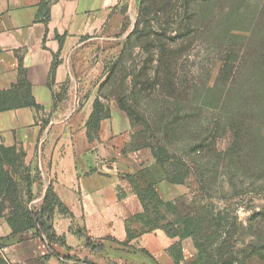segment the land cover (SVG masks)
Returning <instances> with one entry per match:
<instances>
[{
    "label": "rangeland",
    "instance_id": "1",
    "mask_svg": "<svg viewBox=\"0 0 264 264\" xmlns=\"http://www.w3.org/2000/svg\"><path fill=\"white\" fill-rule=\"evenodd\" d=\"M72 62V113L97 100L168 173L189 172L172 185L154 171L170 207L151 220L181 230L192 219L193 243L214 264H264V0H121ZM52 225L62 232L68 221ZM62 258L80 262L76 248Z\"/></svg>",
    "mask_w": 264,
    "mask_h": 264
},
{
    "label": "crops",
    "instance_id": "2",
    "mask_svg": "<svg viewBox=\"0 0 264 264\" xmlns=\"http://www.w3.org/2000/svg\"><path fill=\"white\" fill-rule=\"evenodd\" d=\"M48 1L45 25L37 14L41 0H0V93L16 85L22 72L42 108L1 111L0 143L21 146L25 164L37 175L33 192L38 185L41 201L50 187L68 211L54 212L53 220L60 217L68 227L62 232L53 227L56 238L64 240V244H51L53 250L65 257L74 255L76 248L77 264H174L168 249L179 243L184 260L195 258L198 251L191 238L171 239L159 229L126 243L125 220L143 210L135 184L139 173L154 164L151 152L134 146L128 121L121 114L102 119L96 137L88 140L86 124L94 99L71 112L75 96L70 95L77 88L72 61L77 49L103 32L121 0ZM159 186L155 187L158 194ZM0 239V254L8 264L39 258L44 264H59L54 257L44 258L47 251L33 230L11 235L0 219ZM87 240L96 247L101 244L103 250L87 248Z\"/></svg>",
    "mask_w": 264,
    "mask_h": 264
},
{
    "label": "trees",
    "instance_id": "3",
    "mask_svg": "<svg viewBox=\"0 0 264 264\" xmlns=\"http://www.w3.org/2000/svg\"><path fill=\"white\" fill-rule=\"evenodd\" d=\"M49 5L50 3L48 0H41L38 7L37 14L42 17L41 20L45 25L48 23L49 19ZM55 67L56 64H53L50 72L51 80L54 77ZM22 107L31 108L35 111L42 110L32 97L30 85L24 74L20 72L18 83L9 91L0 93V112ZM109 116V112L106 109H102L98 101L94 100L93 113L86 124L88 140H93L96 137L100 121L109 118ZM45 124L46 123L43 122V125ZM141 148L150 150L154 165L142 170L137 177L138 182L135 184V191L143 210L141 213L125 220L127 234L126 243L128 244L133 239L154 229L163 231V233L171 239L177 237L192 239L194 236L191 230L193 223L192 219L186 218L182 223V229L179 230L172 222L163 223L160 222V219L156 218L153 221V219L151 220L150 218L153 213H155L156 217L157 215L159 216L158 212L160 207H170V204L164 203L160 199L155 189L159 181L154 177V171L158 168L166 177L163 180L172 185H182L184 180L188 177L189 172L185 171L180 175H177L175 172L170 174L166 170L165 163L158 158L154 149L149 147ZM21 170L23 171L22 173L25 174L24 176H21ZM36 181L37 175H33L31 169L25 164V152L23 148L17 145L7 147L0 143V219L5 220L7 226L11 230V235H18L28 230L35 231V236L41 239L48 249V255L45 258L54 257L57 260H67V258H62L57 254L53 250L51 244H64L63 239L58 240L55 236L52 225L54 212L58 210L63 214H67L68 211L53 194L50 187L46 189L41 199L40 208L33 209L31 203L35 200L33 185ZM194 246L196 249H199L197 244H194ZM86 247L91 250H103L101 244L97 247L93 246L90 240L86 241ZM168 252L174 264H214L213 256H211L212 258H205L199 254V251L195 258L184 260L179 243L173 244L168 249Z\"/></svg>",
    "mask_w": 264,
    "mask_h": 264
}]
</instances>
